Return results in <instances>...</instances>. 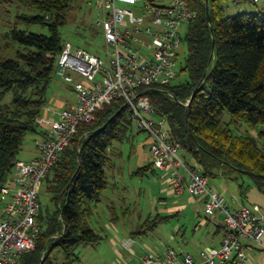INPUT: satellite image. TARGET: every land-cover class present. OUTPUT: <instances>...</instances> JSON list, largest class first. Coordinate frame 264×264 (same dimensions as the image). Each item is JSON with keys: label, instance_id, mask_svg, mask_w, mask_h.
Here are the masks:
<instances>
[{"label": "trees", "instance_id": "trees-1", "mask_svg": "<svg viewBox=\"0 0 264 264\" xmlns=\"http://www.w3.org/2000/svg\"><path fill=\"white\" fill-rule=\"evenodd\" d=\"M186 1L197 13L185 35L187 55L180 71L187 77L176 84L170 81L162 90L152 87L147 95L157 113L166 117L172 138L209 179L237 181L241 196L251 186L264 194V11L229 15L224 0H209L211 30L206 1ZM73 2L0 0L25 7L31 13L19 17L49 31L14 27L7 33L17 47L13 57L0 56V187L12 174L26 136L43 132L36 118L42 115L56 76L65 43L59 28ZM195 89V96L183 105ZM225 112L228 121L223 120ZM242 123L244 131L238 129ZM132 128L131 112L122 99L105 105L93 121L78 127L43 180L48 201L39 200L40 231L35 247L20 257L19 264H54L56 252L62 264H75L80 245L101 239L88 220L108 186L106 167L114 143L127 138ZM254 129L256 135L250 132ZM147 170H155L152 162L137 173ZM244 176L252 184H246ZM151 223L156 219H146L136 233L148 230Z\"/></svg>", "mask_w": 264, "mask_h": 264}, {"label": "built area", "instance_id": "built-area-1", "mask_svg": "<svg viewBox=\"0 0 264 264\" xmlns=\"http://www.w3.org/2000/svg\"><path fill=\"white\" fill-rule=\"evenodd\" d=\"M258 1V0H254ZM97 9L96 25L106 41L105 58L65 42L55 75L71 85L75 103L54 110L57 118L38 116L46 126L34 139L37 156L17 159L12 174L0 187L6 197L0 217V264H19L35 247L40 227L39 193L44 178L70 144L81 124L113 100L122 99L135 129L151 139L153 167L161 172L175 194L201 197L203 212L223 214V235L218 246L201 248L197 255L167 246L148 249L134 264H246L248 245L264 250V209L224 195L210 186V179L196 160L172 138L165 116L154 109L147 90H162L177 74L176 58L182 42L180 27L197 17L186 0L158 4L149 0H89ZM73 75L81 77L75 79ZM188 100L181 102L188 104ZM133 240L123 241L131 246Z\"/></svg>", "mask_w": 264, "mask_h": 264}, {"label": "rangeland", "instance_id": "rangeland-1", "mask_svg": "<svg viewBox=\"0 0 264 264\" xmlns=\"http://www.w3.org/2000/svg\"><path fill=\"white\" fill-rule=\"evenodd\" d=\"M153 1L165 4L168 0ZM223 5L229 15H237L249 10L264 11V0L257 2L254 0H224ZM23 13L31 12L14 3L0 4V56L13 57L15 54L17 45L7 37L9 30L14 27L49 34L45 26L25 23L19 17ZM96 17L97 9L89 0H74L66 23L60 26L59 33L63 42L84 47L105 58L106 41L101 29L95 23ZM187 30L188 24L186 23L180 27L182 42L176 58L178 74L172 79V84L184 81L187 77L186 72L180 71L187 55L185 41ZM73 95L74 92L69 88V84L54 76L47 92V102L44 108L55 106L54 103L59 101L71 100ZM229 119V113L225 112L223 120L228 121ZM238 129L244 131L245 123L240 124ZM250 132L256 135L258 130L254 129ZM36 136L35 133H29L26 136L17 159L29 160L34 155L33 147H35ZM150 143L151 139L148 134L137 131L134 125L132 131L128 132L127 138L122 142L114 143L109 154L111 162L106 167L108 186L102 192L101 199L95 204L93 215L88 220L90 226L100 234L101 239L97 243L80 245L76 250L80 259L75 264H123L124 258L129 260L133 258L130 249L140 252L144 246L158 252L163 251L167 246H173L196 255L200 248L214 245L213 242L218 239L215 232L216 227L218 224L224 225L221 212L218 211L211 217L205 216L200 197H196L200 201L194 202L187 192L179 195L173 193L168 183L165 184L166 186L161 184L158 178V173L161 175V172L157 169L147 170L142 174L137 173L139 167L153 161ZM242 179L246 184H252L248 176ZM210 182V186L220 191L230 205L232 204L231 198L236 197L246 203H256L264 209V194L254 186L247 190L246 196H241L239 184L233 179L218 177L210 179ZM44 186L45 182L41 185L39 200L46 203L48 195L45 193ZM5 200L6 197L0 194V217ZM146 219H156V223H151V228L148 230L136 233ZM111 227L121 236L131 234L128 235L130 236L128 239L133 240L134 243L131 246L123 245L121 240L115 238ZM112 238L117 240L115 245L112 243ZM62 260L61 254L54 253V264H62Z\"/></svg>", "mask_w": 264, "mask_h": 264}, {"label": "crops", "instance_id": "crops-1", "mask_svg": "<svg viewBox=\"0 0 264 264\" xmlns=\"http://www.w3.org/2000/svg\"><path fill=\"white\" fill-rule=\"evenodd\" d=\"M249 11H251V10H249ZM73 76H74L75 79H79V76H77V75H73ZM69 88L72 90V92H74L72 87H71V85H69ZM75 101H76V94L74 92L73 98L71 100L66 99V100H63V102L59 101L58 103H54L55 106H46L44 108L41 116H44V117H47V118H51V119L57 118V114L54 112V110H59V109L65 107V105H68L70 103H75ZM45 128H46V126L41 127L42 130H45ZM38 136H40V134H38L36 137H38ZM33 150H34L35 153L30 159L34 158L38 154V152H37L35 147H33ZM159 175L160 174L158 173V178H159L161 184L166 186L165 184H167V182L162 181V179L159 177ZM215 191L220 192L218 190H215ZM199 199L203 202L201 197ZM199 199L196 198V197H192L191 196V200L194 201V202H197L196 200H199ZM196 204L198 205L199 203H196ZM112 212H114V210H112ZM114 218H116V217H114ZM111 229L113 230L115 238H117V240H119V241L121 240L123 242V241H126L128 238H130V236H128V235H131V234H128L127 235L128 237L124 236V235L121 236L118 231L114 230L113 227H111ZM223 231H224L223 226L218 224L217 227H216V231H215L217 233L216 236H218V239L213 242L214 245H210V246H218L220 244L221 238H222V235H223ZM115 238H112L113 245H115L117 243V240ZM148 249H150V248H148L147 246H144V249H142L140 252H136L133 249H130V254L133 256V258L130 259V260L127 259V258H124L123 264H134L135 262L138 261V259L141 256V254L143 252L147 251ZM199 250H198V252H199ZM246 250H247V255H248V259H247V263L246 264H264V250H262L260 248H257V247H255L254 245H251V244L248 245ZM180 251H184V250H180ZM184 252H189V251H184ZM198 252H197V254H198ZM190 253H192V252H190ZM192 254H195V253H192Z\"/></svg>", "mask_w": 264, "mask_h": 264}, {"label": "water", "instance_id": "water-1", "mask_svg": "<svg viewBox=\"0 0 264 264\" xmlns=\"http://www.w3.org/2000/svg\"><path fill=\"white\" fill-rule=\"evenodd\" d=\"M205 1H206L207 20H208L209 26H210V28L212 30L211 20H210V16H209V13H208V10H209V0H205ZM214 44L215 43L213 42V47H214ZM196 92H197V89L194 90V92L192 93V95H191V97H190V99H189L188 102H190L192 100V98L195 96Z\"/></svg>", "mask_w": 264, "mask_h": 264}]
</instances>
